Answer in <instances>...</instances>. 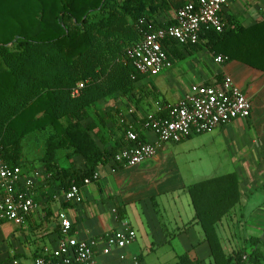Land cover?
<instances>
[{"label":"trees","instance_id":"1","mask_svg":"<svg viewBox=\"0 0 264 264\" xmlns=\"http://www.w3.org/2000/svg\"><path fill=\"white\" fill-rule=\"evenodd\" d=\"M196 1L0 0L2 156L23 169L26 136L48 132L44 172L64 174V189L72 181L81 185L97 166L109 163L116 150L96 144L92 132L105 123V117L96 111L98 123L90 120L91 109L98 101L128 94L147 76L137 72L125 56L126 48L146 28L142 21L156 28L172 25V19L155 18L167 17L185 3ZM222 19L225 27L221 32L202 30L196 44L181 46L205 47L214 56H225V62L237 60L264 71V21L243 27L235 25L232 16ZM179 45L172 39L163 41L169 57ZM80 82L84 86L73 94ZM156 114L165 117L167 109L163 106ZM145 120L146 116L132 125L144 141ZM64 149L70 150L68 157L81 156L83 168L58 169L56 153ZM186 191L214 264H264V243L258 237H248L240 250L229 254L217 233V224L241 202L236 173L194 181Z\"/></svg>","mask_w":264,"mask_h":264},{"label":"crops","instance_id":"2","mask_svg":"<svg viewBox=\"0 0 264 264\" xmlns=\"http://www.w3.org/2000/svg\"><path fill=\"white\" fill-rule=\"evenodd\" d=\"M174 16L175 13L172 20ZM221 16H232L235 25L249 27L264 21V0H227ZM155 19L163 21L165 17L159 15ZM215 57L205 47L194 49L179 45L178 50L168 56V67L157 75L145 76L137 84L154 87L166 102V108L182 99L192 85L214 83L229 76L251 100L249 118L218 127L203 140L197 134L177 144H162L155 157L137 166L118 168L115 172H111L110 162L97 166L96 180L86 185L81 183L83 200L80 204L64 201L61 195L64 188L55 190L51 180L45 182L44 177L37 178L34 198L38 207L20 226L12 222L0 225V264H31L38 255L55 249L61 238V213L72 222L70 235L77 239L103 237L125 225L135 230V242L124 249L105 251L104 243L100 242L94 253L95 264H214L209 245L195 220L186 187L209 176L234 172L240 181L241 202L216 227L227 252V242L230 235H234L230 218L237 210L241 211L258 190L264 189V71L237 60L219 64ZM179 62H188L191 69L190 77L183 82L180 78L183 68L175 69ZM143 102L125 108L123 101L116 97L95 104V116L90 114V120L98 123L96 111L105 117V123L92 132L99 148L119 150L126 143L124 128L139 122L149 109L157 108V112L161 109L156 104ZM110 114L119 115V122H114L115 117L108 119ZM141 131L145 141L155 139L150 131ZM207 143L213 153L226 152L229 165L225 170L228 171L183 175L177 155L188 144L197 149ZM214 158L217 163L224 160L221 156ZM23 173V181L30 179L25 177L24 168Z\"/></svg>","mask_w":264,"mask_h":264},{"label":"built area","instance_id":"3","mask_svg":"<svg viewBox=\"0 0 264 264\" xmlns=\"http://www.w3.org/2000/svg\"><path fill=\"white\" fill-rule=\"evenodd\" d=\"M227 0H198L181 6L174 16V24L166 27H154L151 23L141 29V37L127 47L125 56L137 72L144 75H157L170 65V60L163 49V41L175 40L180 45H194L198 42L202 30L221 32L225 24L221 12ZM226 57L218 55L216 63L222 64ZM84 86L77 84L73 94ZM167 116L157 114L146 116L143 129L154 135L153 141H144L139 134L128 126L126 143L110 159V170L140 165L158 153L162 144H177L191 136L211 132L236 119H247L251 116L250 98L234 83L231 77L209 84H194L189 92L177 103L168 105ZM113 164V165H112ZM23 169L12 165L1 154L0 147V225L12 222L22 225L29 214L38 207L34 200V179L23 181ZM38 176V177H37ZM98 174L84 178L82 184H90ZM66 202L80 204L83 200L81 185L74 181L67 189L61 191ZM115 212V210H113ZM61 238L52 251L36 257L31 264H95L93 258L100 242L106 249H124L136 240V232L128 225L105 234L103 237L77 239L70 235L72 222L68 217L59 214ZM121 259L124 255L120 256ZM14 264V263H13Z\"/></svg>","mask_w":264,"mask_h":264},{"label":"rangeland","instance_id":"4","mask_svg":"<svg viewBox=\"0 0 264 264\" xmlns=\"http://www.w3.org/2000/svg\"><path fill=\"white\" fill-rule=\"evenodd\" d=\"M173 14L174 13L168 15L164 20H170ZM209 64L212 65L211 62H209ZM179 66H181V68H183L184 70L183 75L180 76L181 81L183 82V80H186L190 77L191 69L188 65V62L176 63L175 69ZM118 98L123 101V106L125 108L127 106H136L138 105V103L140 104L144 100L147 105L156 104L157 106H160V108L166 105V102L163 101L161 94L157 92L154 87L149 88L147 85L136 84L128 94H118L117 99ZM157 110V108L149 109V111L144 113V116L155 114ZM93 113V109H91L90 114L94 115ZM112 117V114L108 115V119ZM117 117H119V115L114 118V122H119V118ZM95 119L98 120V118L96 117ZM207 133L208 132L201 133L198 136H202L203 140ZM47 134L48 132L37 133L36 135H27L24 140L23 155L21 159L23 162V168L26 170L25 177L32 179L37 173L39 177H44L43 181L46 182L51 180L52 187L56 188L55 190H58L61 188L63 184L62 182L66 181V177L64 176V174L60 175L54 173L53 175H50L44 172L45 164L42 161V157L44 156V140L47 137ZM194 146L197 147L196 145ZM208 148H210L208 143L206 144V146H200L199 148L197 147V149L191 147V145L189 144L186 145L184 151L181 154L177 155V161L183 175L188 176L192 173H197L200 175H213L215 173H219L220 171H228L225 170L227 169L226 166L229 165V161L226 160V152L213 153L212 151H209ZM69 154L70 150L66 149L60 150L56 153L57 168L66 169L69 171H73L75 169L80 170L81 168H83V158L78 155L68 157ZM218 156L224 157V160L222 159L223 161L217 163L214 157L217 158ZM263 210L264 189H260L249 199V201L241 211L237 210V213L233 215L232 218H230L231 222H233L232 231L234 230V235L231 234L230 240L229 242H227L228 244L226 243L227 253L233 254V252H237L238 250H240L244 246V238L248 239V237L250 236L258 237L261 242L264 243ZM259 213L261 214L257 215Z\"/></svg>","mask_w":264,"mask_h":264}]
</instances>
